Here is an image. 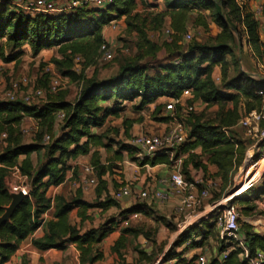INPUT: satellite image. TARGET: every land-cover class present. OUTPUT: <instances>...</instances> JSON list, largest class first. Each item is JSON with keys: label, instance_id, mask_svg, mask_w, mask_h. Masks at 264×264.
Segmentation results:
<instances>
[{"label": "trees", "instance_id": "obj_1", "mask_svg": "<svg viewBox=\"0 0 264 264\" xmlns=\"http://www.w3.org/2000/svg\"><path fill=\"white\" fill-rule=\"evenodd\" d=\"M165 2L167 11L160 12L154 17L156 26L161 24L165 15L169 13L172 19L171 26L180 35L187 29L188 16L193 7L211 9L213 22L221 28L215 43L213 45L198 43L190 48L189 53L183 55L179 63L167 64L153 74L146 69H139V66L122 65L118 73L111 77L101 79L93 77L85 81L83 73L75 70L74 59L81 56L83 68L96 65L101 46L106 41L103 33L105 26L123 15L133 14L135 0H116L106 8L83 4L72 11L34 15L21 10H11L5 3L0 5V61L17 62L25 54L26 44L31 47L34 55H38L44 49L56 47L59 57L53 58V61L58 69L63 75L79 83L83 80L79 95L73 101L66 100L63 93L59 96L49 95L47 101L37 104H27L20 98L0 100V135L7 133V145L0 152V215L11 201L10 190L5 180L13 167L18 166L21 174L29 178L32 186L31 192L25 195L10 220L0 227V264L7 263L21 243L41 227L44 228V234L32 239L33 246L38 250L46 251L53 248L65 250L73 243L80 251L81 264H97L105 260V253L100 245L108 234L119 226L121 218L125 219L132 212L150 214L145 203H136L128 209L119 211L100 227L83 229L82 226L88 219L86 212L89 208L107 209L110 206H119L118 201L109 194L108 182L105 179V175L114 173V168L118 165L110 162L111 159H108V163H103L98 150L100 147L113 150L114 141L108 134L111 128L102 132H97L96 129L103 128L109 118L121 117L126 112V101L133 103L138 100L136 110L133 111L141 112L160 97H179L184 90H191L193 101H201L208 105L217 104L221 107L222 114L217 122H202L199 119L194 121L187 118L188 139L181 145L178 153H187L183 164L185 169L192 164L196 169L202 168L206 172L208 165L212 164L217 166L216 175L224 182H228L243 161L247 149L246 142L235 134H228L226 130L242 117L238 106L242 99H245L247 113L262 108L264 76L255 79L250 73L242 71L228 78L229 62L226 56L232 54V44H238L239 39L244 38L254 62L264 68V31H261L259 21L248 4L241 6L237 0H165ZM195 23L205 29L209 28L207 17L202 13H199ZM140 33L142 41L139 42V47L145 44L154 45L155 42L151 38V41L146 38L145 32L141 30ZM179 35L175 36V42L180 40ZM217 65L222 67L224 89H220L212 78V69ZM48 78L49 74L44 72L36 85L46 88ZM229 102L233 106L226 109ZM164 107L165 104L158 103L153 111L155 119L160 122L169 119V116L162 115ZM60 110L65 112L66 117L61 125L62 132L54 136L52 130L55 115ZM25 116L33 117L39 123L38 136L31 143L25 142L20 128ZM125 118L123 119L126 125L125 135L131 139L129 131L134 121ZM114 130L119 133V129ZM43 132L51 135V140L47 144L42 143V135H39ZM93 147L95 149L92 151ZM198 147L201 148V152H194L193 150ZM42 149L45 150L43 159H39L40 162L35 165L31 154L33 152L39 154ZM125 151L130 154L137 151V148L131 143L120 142L118 149L114 150L113 159L123 160ZM87 154H91V164L95 166L98 178L97 198L93 201L86 200L80 188L70 198L63 193H57L54 197L49 196L51 187L65 182L67 170L70 168L68 163ZM203 158H206L208 163L203 162ZM134 160L138 158L134 157ZM169 161V153L160 152L140 162L155 165ZM74 172L76 175L75 168ZM103 192L107 193L105 197H101ZM225 193L213 198L211 202L219 200ZM263 193L264 180L258 187H252L242 196L243 202L248 204L255 202ZM75 208H79L81 225L70 222V213ZM47 213L50 214V218L45 219ZM201 224L181 232L180 245L191 240L194 246H202L207 238L206 233L215 225L210 220H203ZM204 225L207 228L202 231L201 227ZM131 226L121 229L122 235L113 245L112 252L118 256V264H132L123 256V250L127 246L126 234L134 231ZM251 228L246 223L243 232L246 246L250 254L254 255L258 249H264V234L254 232ZM196 236L200 238L197 239ZM226 248L225 244H221L218 255L210 258L207 264H248L241 255L243 253L241 248H236L223 258L221 253ZM197 259V255H194L189 259L182 258L180 263L197 264ZM20 264H29L25 256Z\"/></svg>", "mask_w": 264, "mask_h": 264}, {"label": "rangeland", "instance_id": "obj_2", "mask_svg": "<svg viewBox=\"0 0 264 264\" xmlns=\"http://www.w3.org/2000/svg\"><path fill=\"white\" fill-rule=\"evenodd\" d=\"M29 1L30 0H24V3L22 5H16L12 4L11 0H9V3L8 0H0V5L2 3H5L9 5V9L11 8V10H21L25 12L27 10L25 6L29 4ZM53 1L55 2V4L60 6L66 4L68 0ZM135 2L136 6L132 12L133 14H131L130 16L123 15L121 18L118 19V22L121 23L120 27L114 29L110 25H107L105 26L106 29L104 28L106 31H103V33H105L104 36L107 37H105V42H108L111 46L110 49L112 51V58L110 60H106L103 58V53H100L96 65H90L83 68L81 62L78 64L79 68H77V66L75 67V70L78 73H83L84 81L93 77H97L99 79L111 77L118 73L122 65L139 66V69H146L149 73L153 74L157 69L166 66L167 64L179 63L183 55L189 53L190 48L198 43L213 45L215 43V38L221 31V28H219V26L215 24L211 18V14L213 12L211 9L208 10L201 7H193L192 11L189 13L188 16L187 29L184 33L179 35L171 26L172 19L169 13L165 15L164 21L158 26H156L157 23L154 17H156L160 12L167 11V5L165 0H135ZM244 4H248L249 8L255 13L256 18L259 21L260 29L261 31H264V1L244 0ZM199 13H202L207 17V21L209 23L208 29H205L203 26L197 25L195 23ZM167 28L172 29V34L170 37H167L165 34V29ZM108 30H112V32L114 33V38H111L108 35ZM141 30L145 32L146 38L148 40H150L151 38L155 42H153L154 45L145 44L142 47L138 46L139 42L142 41L140 33ZM176 35L180 36V40L177 42L174 41ZM239 40L242 41V49L240 48V41H238V44H232V54L226 56V60L229 62L227 77L232 78L236 74L245 71L250 73L251 76L255 79H259L261 76H264L263 66L254 62L251 56L250 49L247 46L246 40L244 38H241ZM55 57H59L57 49H50L42 53L40 52L39 55H34L33 52L30 53L25 51V54L17 62L13 61L10 63H6L1 60L0 100L7 99V93L13 91L12 84L14 82L19 81L22 77H27L29 80V85L25 87L20 86V88H18L16 92L17 96L22 99L24 95L28 94L32 90V88H34V86H37V81L40 79L41 75L46 71L48 65L53 66L52 71L55 75H59L62 77L61 88L53 94L59 96L63 93L64 96L68 95L69 97L75 95L77 89L80 88V85H82L81 83H83V80H81L79 83L78 81H75L70 77L63 75V73L58 69L57 65L53 61V58ZM68 78L69 80L67 82L66 79ZM212 78L215 84L220 89H224L225 86L223 81V73L222 67L220 65L214 66V68L212 69ZM71 81L73 82V84H71ZM169 100L170 98L166 97L162 100L161 103L166 104L167 102H169ZM41 102L42 101L40 99L35 98L32 99L30 103L37 104ZM125 104L126 112L123 113V116L117 118H110V121L108 122V126L111 127V131H109L108 134L111 138H113L114 141L112 142L113 150H109L104 147H100L98 149L102 155V160L104 162H107L108 159H111L110 162H114L118 165L114 168V173L116 175H120L118 171L123 170L124 166L127 164L128 161H135L134 157H137L139 159L138 161L144 158L139 155L137 149V151H134L130 154L125 151L123 153V160L113 159L114 150L118 149L119 143L127 141L125 137L126 125L123 123V119H126L125 117H128L134 121L131 129L133 130V132H131L132 138L137 132L142 131L143 127L146 129L144 131H149L151 133H160V131L158 130L162 129L163 127L166 130V126H164L163 123H161L160 121L156 120L153 114L156 104L148 105V107H146L145 110L141 112L133 111V109L136 110L135 107L136 105H138V100L134 101L133 103H131V101H126ZM262 105L263 106L260 111L264 113V99ZM232 106L233 104L229 102L226 104V109H229ZM238 106L242 116H246L249 114L245 110V99H242ZM254 110L259 111L258 109ZM221 114L222 111L219 105H208L201 101H195V110L190 114L189 118L194 121L199 119L202 122H217ZM162 115H165L164 110ZM58 120L61 121L60 119ZM261 124L264 126V118L261 119ZM138 126L142 129H138ZM22 127L20 126L25 142H32L35 137L38 136V131L36 130L37 122L34 120L33 117H26L22 123ZM151 127L154 129L151 130ZM116 128L117 130L119 129V133L114 130ZM226 131L228 134H235L238 137L242 138L246 142L247 148H250L252 145H254V140L250 136L245 135V128H243L242 125L239 124V122H236L235 125H233L230 129ZM43 133L45 134V132ZM43 133L39 135H42V143L47 144L45 143V137L48 134L44 135ZM6 139L7 136L5 140ZM50 140L51 135L49 141ZM253 149L254 148L252 147L250 151L251 157H254V160H256L259 158V156H257L258 154L254 152ZM33 157L34 159L38 158V161L42 158L40 154H38L37 156L36 153H34ZM244 158L245 155L243 157V160ZM79 159L80 160L78 161V164H73L71 161L68 163L70 165V168H68L67 170L69 173L68 181L62 186L61 189L59 188L55 190V187H51L48 192L49 196L54 197L57 193H63L68 198H70L72 195L77 193V187L75 189L70 188L75 187L72 185V181L75 180V178H79L75 175V172L72 168L75 167V171L77 174H86L84 169L86 165L90 164V156L83 155L80 156ZM249 160L250 159L247 158L245 161H242L240 163V165L232 174L231 179L228 182H224L222 178L217 181L218 183L215 182V184L211 188L208 204L211 203L213 198H218L223 193L233 188L232 186L234 185V183L238 182L240 179L239 172L241 171V169L243 170V173L248 172L249 176L255 173V170H258V167L260 165L258 164L257 166H253L252 164L255 161L252 159L251 162H249ZM262 169L263 166L260 171H262ZM215 175V172H212L209 175H206L203 172H195L193 174V178L203 177L204 179L208 178L209 180L215 181ZM87 176L89 177L90 175L86 174V177ZM5 181L6 186L10 191L25 189L27 194L31 192L32 186L27 176L23 177L20 174L13 175L10 171ZM118 184L120 185L121 183ZM259 185L260 184H258V186ZM252 187H243V190L241 191L239 196L235 198V204L238 207L239 212L240 227L243 231L245 230V224L247 223V221L253 223H260V221H256L262 220L261 222H264V210L262 208H258L259 206L257 205L256 201H253L249 204L243 202L242 196L246 194L247 191ZM117 188L119 187H114V190H116ZM199 188L200 187H196L195 190H198ZM251 207L253 208L251 209ZM172 209L173 210L170 214V217H168V221L163 220L167 223L168 227L158 221L160 219L159 215L161 214H159L157 211H154L153 216H145L144 214H140L138 218L131 220L130 225H135L136 227H138V231L142 232V234L138 238H130V240L127 242L128 244L125 250V254L126 258L130 261V263L182 264L180 263L182 258L189 259L192 256L197 255V257L204 256L208 260L209 258H212L217 255L221 245L219 239L221 229L218 228L217 224L214 223L215 227L211 228L207 233L205 231L207 238L203 241L202 246H194V244L191 243V240H188L185 244L180 245V233L177 232L176 223L178 220L181 219V217L179 218V216L175 213V209ZM208 209L209 206L207 207V210ZM105 210L106 209H104V211H101L100 208L94 211L92 210V214L88 216V220L85 222V229L100 227L103 223H106L109 218L118 214L116 208H114V210L109 209L106 212ZM77 217L81 218L79 213H77V216L75 217L72 215L73 220H76ZM174 217H177L179 219L174 222ZM48 218H50V214ZM201 228L203 231V229L207 227L204 225ZM115 241L116 240H113V236L112 238L110 237L108 239H104V241L100 245V248L104 250V248L106 247L112 252V244L115 243ZM32 247H34L33 244ZM24 256L27 258L29 264H33V256L34 261H38L37 264H67L72 259L71 254L66 255V257H64L62 260L60 257L59 259L55 258V256L52 255H47L46 257H43L40 254L36 255V253L33 252H29L23 255V257ZM97 264L112 263H110L109 261L102 260L99 261V263Z\"/></svg>", "mask_w": 264, "mask_h": 264}, {"label": "built area", "instance_id": "obj_3", "mask_svg": "<svg viewBox=\"0 0 264 264\" xmlns=\"http://www.w3.org/2000/svg\"><path fill=\"white\" fill-rule=\"evenodd\" d=\"M116 0H69L64 11H72L77 7L85 4L94 7H103L113 4ZM242 6L244 0H237ZM264 1V0H259ZM12 4L22 5L24 0H11ZM55 2L53 0H30L29 4L25 6L29 12L34 15L37 13H51L55 9ZM112 28L116 29L120 27L121 23L118 20H113L109 24ZM165 34L170 37L172 29H165ZM191 37V36H189ZM110 44L104 42L101 46V53L103 58L110 60L112 58V51ZM81 56H77L74 60L75 63H81ZM53 66L48 65L46 71L49 73L48 86H34L32 90L22 97V101L27 104L32 99L42 98L46 95L56 93L62 86V77L53 73ZM45 71V72H46ZM29 80L27 77H22L19 81L12 84L13 91L8 92L7 100H17V90L20 86H28ZM21 99V98H20ZM195 110V101H193L192 91L189 89L179 97H171L169 102L165 104V115L169 116L167 121V128L161 133L141 132L133 136L131 143L138 149L140 156L154 157L160 152H167L170 155V173L168 176L161 179L165 190H150L144 189L140 191H134L131 185H124L115 192L117 199H122L125 196L134 194L136 197V203H145L154 199L166 200L172 194H181L183 196L182 201L175 208V213L181 217L177 218V232L181 233L184 230L193 226L202 225L203 220H210L217 224L220 230V242L225 244L227 248L222 251V257L226 258L228 254L236 248H241L243 253L242 257L248 262V264H263L264 263V249H258L254 255H251L248 247L246 246V238L241 232L239 222L238 207L235 204V198L239 196L243 187L257 186L264 180V126L261 124V119L264 118L262 111H251L248 115L242 116L239 120V124L245 128V135L250 136L254 140V145L246 149L245 161L249 158V162L254 160L251 157V148L259 156L254 160L253 166L260 165L255 173L249 176L248 172L243 173V170L239 172L240 179L235 182L219 200L208 204L210 198L211 188L214 185L211 181L205 180L203 177L194 178L189 180L183 172L184 154H178L181 145L188 139L189 127L187 125V118ZM169 113V114H168ZM57 117L62 122L64 121L66 114L63 110L57 112ZM3 138H6L7 133L1 134ZM50 136L45 137V143H48ZM254 154V153H253ZM252 154V156H253ZM143 158V159H144ZM242 165V164H241ZM263 166L262 171L261 168ZM95 182V180H91ZM196 187H200L195 190ZM241 187V188H238ZM239 189V190H237ZM20 190V189H19ZM26 194V190L22 189ZM18 191V190H17ZM135 203V204H136ZM209 209L207 210V207ZM260 206L264 210V195L262 197ZM141 212H132L125 219L121 218L118 225L121 227L129 226L131 220L138 218ZM195 238L199 239L200 236ZM197 264H207L208 260L204 256H199Z\"/></svg>", "mask_w": 264, "mask_h": 264}, {"label": "crops", "instance_id": "obj_4", "mask_svg": "<svg viewBox=\"0 0 264 264\" xmlns=\"http://www.w3.org/2000/svg\"><path fill=\"white\" fill-rule=\"evenodd\" d=\"M68 4H69V0L64 5L58 6L56 4V9L54 11H57V12H53L52 11L51 13L52 14H57V13L66 12L64 10L66 9V7H67ZM25 13L31 14L29 12V10H26ZM105 29H106V27H105ZM105 29H104V31H106ZM108 31H109L108 35L111 38H114V36H113L114 33L112 32V30H108ZM104 35H105V33H104ZM50 49H57V48L56 47L47 48V49L42 50L41 53L42 52H45V51H48ZM24 50L26 52L32 53L31 52V47L28 44H26L24 46ZM78 64L79 63H75V67L77 66V68H79V65ZM66 80L68 82L69 78L66 79ZM71 84H73L72 81H71ZM81 87H82V85H80V88L77 89V92H75V95H72L71 97H69L67 95V96H65V99L66 100H69V101L75 100L78 97V95H79V92H80ZM49 95L53 96L55 94H49ZM49 95H46L45 97L38 98V99H40L42 102H45V101L48 100V96ZM164 98H166V97H160L153 104L161 103ZM150 105H152V104H150ZM26 117H28V116H25L24 119ZM113 118H115V117H113ZM24 119H23V121H24ZM34 120L37 122L36 119H34ZM23 121H22V123H23ZM109 121H110V118L108 119L106 125L103 128L96 129V131L97 132H102L103 130L110 129L111 127L108 126V122ZM167 121L161 122V123H163L164 126H166V128H167ZM22 123L20 125L21 127H22ZM62 123H63L62 121H59L58 120L57 113H56V115H55V121H54V126H53V130H52V135H54V136L60 135V133L62 132V129H61ZM137 128H136V130H137ZM131 129L129 131L130 133L133 132V130H131ZM138 129H142V128L139 127ZM153 129L154 128L151 127V130H153ZM163 129H164V127L162 129L158 130V131H160V133H161V132H163L165 130V129L164 130ZM22 130H23V127H22ZM36 130L37 131L39 130V123L38 122H37V128H36ZM144 130H146V129L143 127V130L137 132L136 134L141 133V132H149V131H144ZM125 137H126V135H125ZM126 140L127 141H123V142L131 143V139H128L126 137ZM28 143H31V142H28ZM6 145H7V141L5 140V138L2 137V135H0V152L3 151V149H4V147ZM94 149H95V147L92 148V151ZM44 151L45 150L42 149L39 152V154L42 156L41 159H43ZM193 151L196 152V153H200L201 152V148L198 147V148H196ZM34 153H36L37 156H38V153L37 152H33L31 154V158H32L34 164L36 165L37 162H38V158L34 159V157H33ZM87 155L90 156V164L85 166L84 171H85L86 174H88L90 176L89 177L88 176L86 177V174H82V175L80 173L76 174V176H78L79 178H77V179L75 178V180L72 181V185L75 186V187H70V188L75 189L77 187L78 189L79 188L82 189L84 198L86 200H88V201H93L94 199L97 198V193L95 191V188H96V186L98 184V178H97V175H96V172H95V166L91 164V154H87ZM81 156H83V155H81ZM79 157H77L76 159L71 160V162L73 164H78L79 163L78 161L80 160ZM186 157H187V153L184 154V160H185ZM22 158H23V156L20 157V160H22ZM138 160L128 161L127 164L124 166V169L123 170H119V171L117 170L120 175H116L115 173H112V174L108 173V174L105 175V179H107V182H108L107 188L109 190V194L115 200H117L118 203H119V206H110L109 208H107L105 210V212L108 211L109 209H113L114 210V208H116V211L119 213V211H121L123 209H128V208L132 207L137 202L136 201V197L134 196V194H130L128 196H125L122 199H117L115 197V192L120 187H122L124 185H131L134 191H140V190H144V189H150V190H155V189L165 190V187L162 184L161 179L164 178V177H166V176H168V174L170 173V170H171L170 165H169V162L170 161L169 162H161V163H157L155 165H151L149 163L143 164L142 162H140L143 159H141L140 161H138ZM108 161L109 160H107V162H104L102 160L103 163H108ZM203 162L208 163L207 160H206V158L205 159L203 158ZM74 168L75 167H73L72 169L74 170ZM185 170H186V172H185ZM217 171H218L217 166L212 165V164H209L208 165V170L206 172L202 168L196 169L192 164H189L186 167V169H185V166L183 165V172H184L185 176L188 177V179H190V180H193L194 179L193 178V174L195 172H203L204 174L209 175L212 172L217 173ZM11 173L13 175L20 174L21 176L26 177V175L21 174L18 166L13 167L11 169ZM68 174L69 173L67 171L65 182H63L59 186H56L55 187L56 188L55 190H57L59 188L61 189L62 186L68 181V179H69V175ZM214 178H215V181L209 180L208 178H206L205 180L211 181L213 184H215V182L218 183L217 181H219V179H221V177L218 176V175H215ZM92 179L95 180V182L92 183L91 182ZM118 183H121V184L119 185ZM114 187H119V188H117L116 190H114ZM256 187H258V185ZM106 194H107L106 192H103L102 195H101V197H105ZM263 195H264V193L260 197H258L256 199V203L259 206L258 208H262L260 206V203H261V200H262ZM182 198H183V196L181 194H172L166 200L154 199V200H151V201H147V202H145V204L147 205L146 206V210L149 211L150 214L149 213L148 214L147 213H141V215L144 214L145 216H153L154 215V211H157L159 214H161V215H159L160 216V219L158 221L161 224H164L165 226H167V223L164 222V221H168V217H170V214H171V212L173 210L172 208L175 209L177 207V205L182 201ZM52 208L50 209V211L52 210ZM96 209H98V208H89L87 210L86 214L88 216H90L92 214V210L94 211ZM100 210L101 211H104L103 208H100ZM50 211H49V213H50ZM78 212H79V208H75L70 213V222L72 224L81 225V223H82L81 218L77 217L76 220L75 219L74 220L72 219V215L75 217V216H77V213ZM49 213H47L44 216L45 219H48ZM87 220L88 219H86L84 221L83 225H82L83 226V229H85V222ZM175 221H177V217H174V222ZM258 221H260V223H253V222L247 221V224H249L252 227L251 228L252 231L257 232L259 234H264V222H261L262 220H257L256 222H258ZM131 227L134 229V231L132 230V231H130V232H128L126 234L127 242L130 240V238L131 239L133 237H137L138 238L142 234V232H139L138 231V227H136L135 225H132ZM122 228L123 227H121V226H116L113 229V231L110 232L105 239H108L110 237L112 238V236H113V240H117L122 235V231H121ZM241 232L244 235V232H243L242 229H241ZM43 234H44V229L41 227L34 234H32L31 236H29L27 239H25L21 243L20 248L12 255L11 259L7 263H5V264H20L21 261H22V259H23V255H25V254H27L29 252L36 253V255H39L40 254L43 257H46L47 255H52V256H55V258H58V259L60 257L61 260L64 257H66V255L71 254L72 255V259L67 264H81V262H80V253H79V250L76 247V244H73V243L70 244L68 246V248L65 249V250H58V249H54L53 248V249H49V250H46V251H41V250H38V249L32 247V239L34 237L42 236ZM244 237H245V235H244ZM112 245H114V243ZM125 250H126V248L123 250V256L126 257ZM104 253H105V260L104 261H109L112 264H118L117 263L118 262V256H117L116 253L111 252L110 249L108 250L106 247L104 248ZM217 255H218V253H217ZM28 256H30V255H28ZM209 259H208V261H209ZM126 260H127V262H130L127 258H126ZM32 262H33V264H37L38 263V261L37 262L34 261V256H33Z\"/></svg>", "mask_w": 264, "mask_h": 264}, {"label": "water", "instance_id": "obj_5", "mask_svg": "<svg viewBox=\"0 0 264 264\" xmlns=\"http://www.w3.org/2000/svg\"><path fill=\"white\" fill-rule=\"evenodd\" d=\"M240 41V48L242 49V41ZM11 201L10 203L4 207L5 211L2 215H0V227L6 221H9L16 209L23 202L25 195H27L22 189L18 191H10Z\"/></svg>", "mask_w": 264, "mask_h": 264}]
</instances>
